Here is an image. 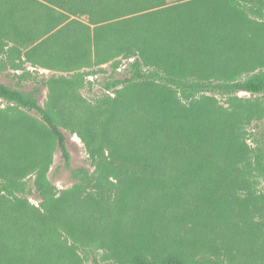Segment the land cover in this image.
<instances>
[{
  "label": "trees",
  "instance_id": "1",
  "mask_svg": "<svg viewBox=\"0 0 264 264\" xmlns=\"http://www.w3.org/2000/svg\"><path fill=\"white\" fill-rule=\"evenodd\" d=\"M118 56L133 61L130 77L105 82L123 85L117 95L79 117L70 103L67 116L84 85L78 70ZM26 62L74 71L42 84L93 170L72 167L41 88H24L28 71L0 81L14 110L0 108V264H80L54 243L60 229L109 251L91 264H264V198L253 186L264 151L252 159L242 134L263 104L229 109L206 95L264 94V0H0V67ZM57 149L92 193L79 206L49 179ZM30 174L42 210L5 194L24 192Z\"/></svg>",
  "mask_w": 264,
  "mask_h": 264
},
{
  "label": "rangeland",
  "instance_id": "2",
  "mask_svg": "<svg viewBox=\"0 0 264 264\" xmlns=\"http://www.w3.org/2000/svg\"><path fill=\"white\" fill-rule=\"evenodd\" d=\"M169 4L176 3L177 0H167ZM71 19L76 18L80 21L88 23L86 16H71ZM118 61V67L114 66L115 62ZM133 58H125L123 56H118L106 62L96 63L92 58L89 65L78 70L84 74V85L82 88H78L73 93V101L66 103L64 108L66 115L75 113L70 110L69 104H77L76 116L83 111L87 104L94 105L101 98L106 96L115 97L117 91L121 90L123 85H119L113 89H105L104 85L110 79L113 78H125L131 76V63ZM25 69L15 70L11 66L0 67V81L4 83H9L16 80V76L21 74L24 70L29 73H24L26 81L24 83V88L30 90L35 86L41 88L39 94V102L45 107L55 118L56 122L59 124L60 128L66 136V144L68 151L71 156L72 167L85 166L90 170H93L91 165L88 152L85 148L82 140L75 134L70 128H66L62 125V119L58 115L56 108L54 106L53 100H51L50 89L48 86L42 84V80L45 78H50L52 76H64L68 77L73 74L74 71H68L65 69H55V68H44L41 66H32L29 62L24 64ZM264 69V66H263ZM14 74L16 76H14ZM208 96H213L216 102L225 108L231 109L233 105H240L245 103V100H257L263 104L264 108V94H254L251 95L248 92H239L233 97L221 96L217 93H206ZM0 108H6L8 111H14L11 105L0 99ZM22 112L29 114L31 117L35 118L41 125L39 117L34 114V112L26 111L21 109ZM263 117V118H262ZM261 118H254L250 123H244L242 127V134L246 142L249 144L251 150V158L253 159L255 153L260 150L264 151V139L262 137V126L264 122V115ZM49 179L57 188V197L66 199L67 202H71L72 205L82 203L87 197H91L92 193L89 189H86L77 180H75L71 174V171L64 166V160L62 158L59 149L55 150L53 156V164L50 167L48 173ZM34 174H30L24 178L26 182V190L24 192H14V194L5 193L8 198H14L16 196L24 198L27 200L29 206L35 208H41L42 197L39 195L38 191L34 186ZM253 179V178H252ZM254 188L259 193L262 194L264 198V176L254 178ZM1 181V178H0ZM79 206V205H78ZM80 230L74 229L73 234L70 235L64 230H59V234H54L52 239L54 243L59 242L62 250H76L77 255L80 258V264H91L93 258H98L103 262H107L110 259L109 251H106L102 247L101 242L97 241L94 243L82 242L79 238ZM24 250H31L29 246H26Z\"/></svg>",
  "mask_w": 264,
  "mask_h": 264
}]
</instances>
